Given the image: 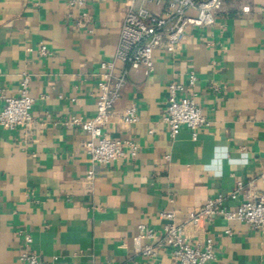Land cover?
<instances>
[{
	"label": "crops",
	"instance_id": "obj_1",
	"mask_svg": "<svg viewBox=\"0 0 264 264\" xmlns=\"http://www.w3.org/2000/svg\"><path fill=\"white\" fill-rule=\"evenodd\" d=\"M130 4L88 0L82 25L68 0H0V109L27 72L36 121L31 129L0 127V264H18L25 251L49 264H173L168 248L148 257L140 251L145 240L135 241L140 223L161 230L162 211L176 215L190 241L214 240L216 258L207 264H264V227L187 221L238 181L245 188L232 207L264 190V0H223L213 26L188 27L173 55L155 51L149 76L130 71L104 132L135 142L137 154L94 164L90 134L64 121L94 117L99 66L113 59ZM190 71L198 79L189 95L209 125L196 135L184 126L172 139L162 121L168 84H186ZM133 105L138 121L127 124L122 115Z\"/></svg>",
	"mask_w": 264,
	"mask_h": 264
},
{
	"label": "built area",
	"instance_id": "obj_2",
	"mask_svg": "<svg viewBox=\"0 0 264 264\" xmlns=\"http://www.w3.org/2000/svg\"><path fill=\"white\" fill-rule=\"evenodd\" d=\"M71 8L80 10V24L88 17L85 10L88 0H68ZM131 4L125 12L121 25V32L117 49L111 60H104L99 66V95L97 110L93 118L84 120L78 116H71L64 121L70 127H79L87 131L91 139L85 143V148L94 164L107 165L117 161L129 152L132 157L137 154L138 145L129 139H118L107 135L104 128L110 121L112 110L121 98L122 90L127 83L130 71H144L149 76L154 71V54L158 49H164L173 55L180 48L188 27L205 28L213 26L217 14L221 11L223 0H140L158 5L160 10L154 12L143 4L135 6L139 0H130ZM249 10V7H244ZM39 53L48 56L50 50L46 44H41ZM117 62L124 64L118 71ZM195 71L188 74L187 83L170 82L168 84V104L162 121L167 125L170 136L175 139L182 127H187L196 135L198 130L209 125L202 107L189 92L197 82ZM31 76L24 72L21 76L19 88L15 95L5 96V104L0 109V127L15 129L23 126L31 129L36 123L32 109L35 98L30 94ZM214 90H219L213 85ZM122 119L127 124L138 121L136 107H128ZM95 172L90 169L88 178ZM264 186V172L260 175ZM245 188L243 181H238L236 190L228 196L218 195L210 197L203 205L189 213L188 223L201 227L220 217L227 221H239L250 225L254 229L264 227V190L249 193L235 207L229 205V200ZM160 218L164 220L161 230L140 223L138 235L135 237L139 245L145 244L140 251L148 256H156L159 250L168 248L173 264H207L216 258L215 242L207 237L203 241L194 243L185 237L181 224L176 223V215L170 211H162ZM228 230L227 232H229ZM30 236H26L29 244ZM18 264H49L39 257L25 251L19 258Z\"/></svg>",
	"mask_w": 264,
	"mask_h": 264
}]
</instances>
